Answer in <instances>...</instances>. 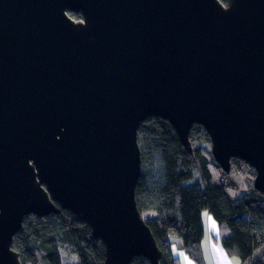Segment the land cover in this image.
<instances>
[{
    "label": "water",
    "instance_id": "water-1",
    "mask_svg": "<svg viewBox=\"0 0 264 264\" xmlns=\"http://www.w3.org/2000/svg\"><path fill=\"white\" fill-rule=\"evenodd\" d=\"M224 1L0 0V264H21L26 216L60 210L104 264H160L135 194L152 116L188 152L202 126L215 163L244 161L264 193V0Z\"/></svg>",
    "mask_w": 264,
    "mask_h": 264
},
{
    "label": "trees",
    "instance_id": "trees-1",
    "mask_svg": "<svg viewBox=\"0 0 264 264\" xmlns=\"http://www.w3.org/2000/svg\"><path fill=\"white\" fill-rule=\"evenodd\" d=\"M67 14L75 22L82 20L80 13ZM189 143L191 152L159 117L147 118L138 131L142 169L136 202L161 252L160 264H181L172 254V237L181 240L188 259L203 260L204 212L221 228L220 246L229 258L238 264H264V193L254 188V170L234 158L225 173L215 163L209 136L200 125L192 126ZM12 249L21 264H61V252L74 254L77 264H104L103 243L65 210L26 216ZM130 264L150 263L136 257Z\"/></svg>",
    "mask_w": 264,
    "mask_h": 264
},
{
    "label": "crops",
    "instance_id": "crops-1",
    "mask_svg": "<svg viewBox=\"0 0 264 264\" xmlns=\"http://www.w3.org/2000/svg\"><path fill=\"white\" fill-rule=\"evenodd\" d=\"M207 222H208L209 231H210L208 234L207 242L209 243L208 249H209L213 264H238V262H235L233 258H229L226 252L220 246V241H219L221 238L220 235L223 236V234H221L222 232L221 228L218 227L209 216H208ZM205 236H206V232H205ZM205 236L203 238V241L205 240ZM168 240L170 242V245H172L171 244L173 242L172 238H169ZM202 252H203L204 263L208 264L203 245H202ZM185 260L187 264H202L201 260L199 262H193L190 259H188L186 256H185Z\"/></svg>",
    "mask_w": 264,
    "mask_h": 264
},
{
    "label": "rangeland",
    "instance_id": "rangeland-1",
    "mask_svg": "<svg viewBox=\"0 0 264 264\" xmlns=\"http://www.w3.org/2000/svg\"><path fill=\"white\" fill-rule=\"evenodd\" d=\"M202 218H203V226H204V230L206 232V236H205V240L203 241L202 245L205 251V255H206V259H207V263L208 264H213L212 259H211V255L209 252V243L207 242L208 239V234H209V225L207 222L208 219V214L207 212H204L202 214ZM224 229H226L224 226H222ZM224 232V230H223ZM173 242L171 243V250H172V254L174 257L178 258L181 262V264H187L186 260H185V253L184 251L181 249V240L179 238L176 237H172ZM175 242H179V244L177 245V243ZM60 259H61V264H77L78 260L77 257L74 254H70L67 252H61L60 253ZM235 262H237L236 260H234ZM202 264L204 263V258L201 261Z\"/></svg>",
    "mask_w": 264,
    "mask_h": 264
},
{
    "label": "bare ground",
    "instance_id": "bare-ground-1",
    "mask_svg": "<svg viewBox=\"0 0 264 264\" xmlns=\"http://www.w3.org/2000/svg\"><path fill=\"white\" fill-rule=\"evenodd\" d=\"M85 223V222H84ZM87 224V223H86Z\"/></svg>",
    "mask_w": 264,
    "mask_h": 264
}]
</instances>
